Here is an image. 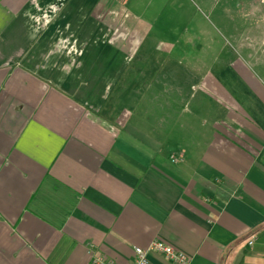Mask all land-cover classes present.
Wrapping results in <instances>:
<instances>
[{"label": "crops", "instance_id": "0c3cea01", "mask_svg": "<svg viewBox=\"0 0 264 264\" xmlns=\"http://www.w3.org/2000/svg\"><path fill=\"white\" fill-rule=\"evenodd\" d=\"M188 3L0 0V264H264V0Z\"/></svg>", "mask_w": 264, "mask_h": 264}, {"label": "built area", "instance_id": "2783aa9c", "mask_svg": "<svg viewBox=\"0 0 264 264\" xmlns=\"http://www.w3.org/2000/svg\"><path fill=\"white\" fill-rule=\"evenodd\" d=\"M172 162H179L182 157L172 154L170 156ZM251 244L253 241L250 242ZM136 256L132 264H150L149 253L159 252L164 254L168 259H170L175 264H191L192 256L185 252L184 250L178 248L172 243H169L163 239H155L151 242L148 247L137 246L135 248ZM93 264H116L114 261L106 259L100 255H94Z\"/></svg>", "mask_w": 264, "mask_h": 264}, {"label": "rangeland", "instance_id": "374dc122", "mask_svg": "<svg viewBox=\"0 0 264 264\" xmlns=\"http://www.w3.org/2000/svg\"><path fill=\"white\" fill-rule=\"evenodd\" d=\"M186 2L188 1L190 4V7H189V10L191 9V12L192 13H196L197 9L195 10V7H193V5L196 6V4L198 3L199 0H183V2ZM222 1V0H221ZM180 9V8H179ZM171 10V8L169 9ZM181 10V9H180ZM191 13V14H192ZM188 15V14H187ZM173 16V15H172ZM174 20H173V23L171 22L170 23V26L173 28V31L175 32V35L179 34L180 33V30H181V26H182V23H181V20H180V17L179 18H176V15L174 14ZM173 32H170V33H167L169 36L172 35ZM130 43L134 42V43H137V39H135L134 37L132 38H129L128 40ZM129 43V44H130ZM131 46L133 47L134 44H131Z\"/></svg>", "mask_w": 264, "mask_h": 264}]
</instances>
